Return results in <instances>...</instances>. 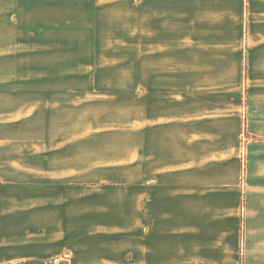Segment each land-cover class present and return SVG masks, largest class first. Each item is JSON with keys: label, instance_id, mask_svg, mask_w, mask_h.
Returning a JSON list of instances; mask_svg holds the SVG:
<instances>
[{"label": "crops", "instance_id": "obj_1", "mask_svg": "<svg viewBox=\"0 0 264 264\" xmlns=\"http://www.w3.org/2000/svg\"><path fill=\"white\" fill-rule=\"evenodd\" d=\"M101 3L0 0V126L10 125L11 110H25L27 31L38 32L36 55L49 57L40 79L52 85L37 94L76 101L95 91L96 53L80 32L105 21ZM223 4L144 0V23L133 6L125 28H144L147 65L145 86L134 89L145 115L130 121L129 182L27 178L26 166L10 165L0 150V264H47L64 256L70 264H264V97H258L264 85L256 84L264 80V32L253 25L251 139L242 155L229 81L234 14ZM49 31L65 35L46 39ZM170 48L175 54L167 56Z\"/></svg>", "mask_w": 264, "mask_h": 264}, {"label": "rangeland", "instance_id": "obj_2", "mask_svg": "<svg viewBox=\"0 0 264 264\" xmlns=\"http://www.w3.org/2000/svg\"><path fill=\"white\" fill-rule=\"evenodd\" d=\"M101 1L103 3L97 6L98 13L105 21L93 31H75V34L80 32L89 39L97 58L91 78L95 91L74 97L76 101L69 95L35 92L44 85H52L48 81L43 85L40 79V69L49 57L36 55L39 52L36 45L40 40L36 43L32 36L38 32L27 31L25 110H20L19 115L16 110H11L10 125L0 126V138L9 139L0 143V148H3L0 150L8 157L5 159L10 165L19 163L26 166L27 178L36 176L46 180L95 184L130 181V121L145 115L144 106L136 108L138 95L134 94V89L145 86L147 48L144 28L131 31L125 27L134 19L135 5L141 10L137 21L144 23V0ZM219 1H223V5L234 14V79L229 81L235 88V109L239 107L243 155L251 139L246 130L252 86L248 78V57L254 45L253 25L258 35L264 32V0ZM220 8L223 6L218 3ZM35 10L31 9L29 16ZM47 35L46 39H49L65 35V32L49 31ZM165 54L169 56L175 52L170 48ZM193 54L191 52L192 57ZM261 60L263 58L259 57L258 61ZM166 67H174V64L168 63ZM166 75L176 77V74ZM173 80L176 83V78ZM222 82L220 79L219 85ZM256 84L263 86L264 80H258ZM10 85L17 84L11 79ZM218 97L224 100L226 96L219 94ZM68 260L69 256H64L47 264H70Z\"/></svg>", "mask_w": 264, "mask_h": 264}]
</instances>
